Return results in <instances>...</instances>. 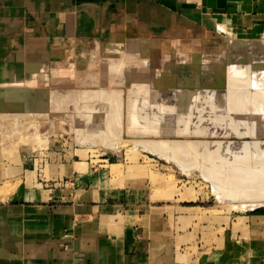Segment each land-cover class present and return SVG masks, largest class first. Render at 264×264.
Wrapping results in <instances>:
<instances>
[{
  "label": "crops",
  "instance_id": "obj_1",
  "mask_svg": "<svg viewBox=\"0 0 264 264\" xmlns=\"http://www.w3.org/2000/svg\"><path fill=\"white\" fill-rule=\"evenodd\" d=\"M126 25L154 37L218 25L258 34L264 0H0V84L31 73L64 42ZM15 158L0 150V264H264V215L237 217L235 235L179 248L160 206L115 187L128 165L100 176L84 160L37 169L27 150Z\"/></svg>",
  "mask_w": 264,
  "mask_h": 264
},
{
  "label": "rangeland",
  "instance_id": "obj_2",
  "mask_svg": "<svg viewBox=\"0 0 264 264\" xmlns=\"http://www.w3.org/2000/svg\"><path fill=\"white\" fill-rule=\"evenodd\" d=\"M222 29L228 31L223 33ZM230 32L233 34H229ZM84 35L77 36V41L64 42V50H54V52H50L49 57L44 56L38 62H34L31 79H28L27 74H24L16 79V82L0 84V150L3 160L7 158L11 162H16L15 154L27 150L34 168L42 169L48 163L84 160L89 164L92 162L99 175L104 176L101 172L112 165H118L116 167L122 168V170L125 168L123 166L127 162L126 149L133 146L135 141L147 140L151 142L163 138L169 141L188 143L189 140L197 142L199 139L200 142L208 143L210 149L215 148V143L222 142V144H230L236 151L242 142L251 141L250 137L237 136L227 126L226 120L229 121L228 118L233 117L234 114L227 113L224 110L225 107L221 113L225 117L224 126H217L212 122L211 118L215 116V111L211 103L218 102V92L225 91L224 87L204 90L200 99L190 109V115L186 111L180 114L172 107L175 106L176 94L179 91L176 85L178 80H182L185 84L192 79L193 82L198 80L202 84L207 82L209 73L204 68H199L198 76L194 79L191 72L193 64L202 63L205 58L219 60L220 64H224L226 61L220 60V57L228 52L230 53V62L233 63L239 60L242 54L233 48L231 42L264 40V32L252 34L249 31H237L218 25L206 32L197 29L193 33H180L175 37L158 34L154 37L156 34L145 33L138 27L126 25L112 28L108 34L104 35ZM142 43L148 44L149 49L146 54L151 56H146L147 60L142 59L146 71L139 70L138 72L136 60L139 59V55H136L138 54L136 52L145 49L146 45H141ZM109 44H113L114 49L118 44L117 49L120 51L109 50ZM133 45H138V47L135 49ZM131 58L132 60L129 62L131 66L126 65L127 67L123 68L120 75L115 73V76H112L104 70L112 63L115 64L119 61L126 63ZM101 68L103 73H99L102 72L98 70ZM90 70L91 72H89ZM212 74H215L214 71ZM133 82H146V87H154L158 90L159 102L148 104L151 100L149 95L136 96L137 87L132 84ZM15 88L30 89V91H22V97L18 99L16 98L19 97L20 92L14 95L11 92L10 98H7L5 91ZM108 89L112 93H120L119 98L120 101L122 100V119L115 125L120 135L117 142L127 141V143L125 146L119 144L118 150L106 146L100 140L82 143L79 141L77 132L86 111L91 107L94 111H100L104 103L95 102L93 106L91 105L94 102L93 99L87 96L98 90L109 92ZM83 96L85 99L81 101ZM208 99H211L209 103ZM132 100H136L139 108H143V103H146L145 109L140 113L144 115L148 111L155 114L154 117L162 119L160 123L170 125L171 129L177 128V121L181 115L185 118L189 116L190 132L193 133V130L198 128L203 130V134H166L159 137L155 136L151 130L148 131L149 134H145L144 131L131 133L127 131L126 124L128 122L127 114L130 115L127 112V105ZM158 106L162 108L158 109ZM140 117L142 118V115ZM57 119L58 121H56ZM141 120L144 122L147 118ZM246 122L251 124L250 120ZM149 124L156 127L159 123ZM240 129L245 131L243 125L240 126ZM262 138L264 140V136ZM15 149L16 151H13ZM10 151L12 154L9 153ZM133 154H135L133 156L135 158L130 162V176H122V179L126 177L122 180L124 183L121 186L119 184V186H113L127 191L131 199L145 198L147 204L160 206L161 213L170 216L168 222L163 224L164 227H168L169 224L177 226L179 248L181 244L189 242H216L218 239L215 236L218 233H221V236L224 235L225 238L229 237L230 233L234 234L231 228L233 223L239 220L237 217L241 216L244 221L243 216H245L247 224L251 216L264 215V203L256 207L244 209L236 207L235 209L231 206H237L236 201L229 198H217L211 182L205 179L197 169L186 172L173 161L143 149L139 145L133 150ZM84 166L86 168L85 163ZM18 173L19 171H17ZM116 177L119 178L118 175L114 176V178ZM243 203L249 204L247 201Z\"/></svg>",
  "mask_w": 264,
  "mask_h": 264
},
{
  "label": "bare ground",
  "instance_id": "obj_3",
  "mask_svg": "<svg viewBox=\"0 0 264 264\" xmlns=\"http://www.w3.org/2000/svg\"><path fill=\"white\" fill-rule=\"evenodd\" d=\"M221 31L226 33L223 29ZM231 43L233 48L242 54L240 59L233 62L234 64L231 63L230 53L228 52L224 55L222 54L220 57V60L226 61L224 64H220L218 62L219 60L217 61L208 58H205L202 63H198L197 65L193 64L191 68L193 71L191 70V72L194 79L198 76L199 68H204L209 73L207 82L202 84L198 80H196L197 82H193L192 79L188 80L185 84L182 80H178V82L176 81L179 91H177L176 94L175 106L173 105L174 107L172 108L177 110L180 114L186 111L188 115H190V109L195 105L196 101L200 99L204 90L206 91L207 88L215 89L217 87H224L225 91L218 92V102L215 104L211 103V106H213L215 111V116L211 118L212 122L217 126H224L225 117H223L224 115H221V113H223L222 110L225 107L224 110H226L227 113L234 114L233 117L228 118L229 121L226 120V122H228L226 123L227 126H229L237 136L250 137L251 141L242 142L237 151L233 150L230 144H222V142L215 143V148L210 149L208 143L200 142L199 139V142L189 140L188 143L175 140L169 141L163 138L151 142L147 140L135 141L133 142V146L126 149V165L131 168L130 162L135 158L133 157L135 155L133 154V150L139 145L143 149L150 150L157 155L173 161L186 172L197 169L205 179L211 182L217 198L232 199L237 202V206L231 207L235 209L236 207L244 209L247 207H256L264 203V140L262 138V136H264V40H236ZM141 45H146L145 49L141 50V52L135 51L138 53L136 55H139V59L136 60L138 72L139 70L146 71L143 60L149 55L146 54V51L149 49L148 44L142 43ZM118 47L117 44L115 45L116 49H114V45L109 44L108 49L120 51L117 49ZM133 47L136 49L138 45H133ZM155 57L157 56L155 55ZM131 60L132 58L126 63L124 61H119L115 64L112 63L110 66L105 67L104 70L112 76H115V73L116 75H120L122 74L123 68L127 67L126 65L129 64L131 66L129 63ZM98 70L102 71L99 73H103L102 68ZM212 71H214L215 74H212ZM89 72H91V70ZM158 72L160 71L158 70ZM97 75L100 74L97 73ZM27 77L28 79H31V73H28ZM169 82H172V80H169ZM132 84L137 87L135 90L136 96L140 94L149 95L151 100L148 104L159 102L158 90L154 87H146V82H133ZM191 87H193V89H190ZM26 90L30 91V89L25 88L7 89L5 95L7 98H10L9 94L11 92H13L12 95L20 92V94H18L19 97H15L18 99L22 97L21 92ZM119 95L120 93H112L110 90L109 92L98 90L96 93H91L87 96L94 101L91 105L95 102L104 103L101 109L102 111H94L91 107L92 109L90 108L86 111V115L82 117V124L79 126V129H77L79 141L84 143L86 141L94 142L95 140H100V142L104 143L106 146H110L112 149L117 150L120 145H126L127 141L123 142L124 144L117 142L120 135L118 133L119 131L116 130L115 124L122 119V100L120 101ZM84 99L83 96L81 101ZM210 101L211 99L207 100L208 103ZM129 103L130 104L127 105V112H129L130 115L127 114L128 122L126 128L127 131L131 133H136L135 131H144L145 134H149L148 131L151 130L155 136L159 137L166 134H203V130L198 128L194 129L193 133L190 132L189 116L188 118H185L181 115L177 121V128L171 129L170 125L160 123L162 119L154 117L153 115L155 114L147 111L144 113L145 117L140 113L145 109L146 103H143V108H139L137 105L138 103L136 104V100H132ZM161 108L162 107L158 106V109ZM199 113L201 114L200 110ZM140 115H142L143 119L147 118V120L142 122ZM247 120L251 121L250 125L247 124ZM56 121H58V119ZM157 122L159 124L156 127L153 125L150 126L149 124ZM180 124H182V126H180ZM242 125L245 127V131H241L240 126ZM36 129L37 128H35V130ZM115 166L116 165H113L112 167ZM244 201H247L249 204L243 203Z\"/></svg>",
  "mask_w": 264,
  "mask_h": 264
},
{
  "label": "trees",
  "instance_id": "obj_4",
  "mask_svg": "<svg viewBox=\"0 0 264 264\" xmlns=\"http://www.w3.org/2000/svg\"><path fill=\"white\" fill-rule=\"evenodd\" d=\"M257 213V212H256Z\"/></svg>",
  "mask_w": 264,
  "mask_h": 264
}]
</instances>
